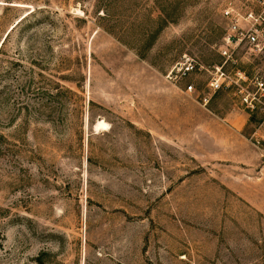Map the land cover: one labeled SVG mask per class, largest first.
Returning a JSON list of instances; mask_svg holds the SVG:
<instances>
[{
	"label": "rangeland",
	"instance_id": "rangeland-1",
	"mask_svg": "<svg viewBox=\"0 0 264 264\" xmlns=\"http://www.w3.org/2000/svg\"><path fill=\"white\" fill-rule=\"evenodd\" d=\"M227 8L264 0H0V264H264V110L207 87Z\"/></svg>",
	"mask_w": 264,
	"mask_h": 264
},
{
	"label": "built area",
	"instance_id": "built-area-1",
	"mask_svg": "<svg viewBox=\"0 0 264 264\" xmlns=\"http://www.w3.org/2000/svg\"><path fill=\"white\" fill-rule=\"evenodd\" d=\"M224 14L227 32L217 49L221 61L214 66L207 87L212 92L230 91L249 114L257 108L264 110V70L260 67L264 64V11L240 15L227 8ZM193 69L192 62H185L182 73ZM191 88L187 86V90ZM202 100L207 103L209 97L203 95Z\"/></svg>",
	"mask_w": 264,
	"mask_h": 264
},
{
	"label": "trees",
	"instance_id": "trees-1",
	"mask_svg": "<svg viewBox=\"0 0 264 264\" xmlns=\"http://www.w3.org/2000/svg\"><path fill=\"white\" fill-rule=\"evenodd\" d=\"M24 18H25V16L22 17L20 20H18L14 26H16V25H17L22 19H24Z\"/></svg>",
	"mask_w": 264,
	"mask_h": 264
},
{
	"label": "bare ground",
	"instance_id": "bare-ground-1",
	"mask_svg": "<svg viewBox=\"0 0 264 264\" xmlns=\"http://www.w3.org/2000/svg\"><path fill=\"white\" fill-rule=\"evenodd\" d=\"M97 124H99V125H104L105 122L101 121V122H99V123H97ZM97 128H98V127H97Z\"/></svg>",
	"mask_w": 264,
	"mask_h": 264
}]
</instances>
